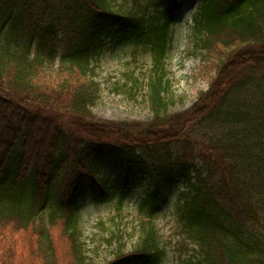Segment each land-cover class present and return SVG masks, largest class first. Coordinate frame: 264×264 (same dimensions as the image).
<instances>
[{
    "label": "trees",
    "instance_id": "1",
    "mask_svg": "<svg viewBox=\"0 0 264 264\" xmlns=\"http://www.w3.org/2000/svg\"><path fill=\"white\" fill-rule=\"evenodd\" d=\"M153 1L0 0V264H97L81 241L84 193L123 200L137 180L138 241L107 264H161L154 219L177 177L182 264H264V0H201L192 31L209 87L179 113L166 60L188 0ZM107 41L149 48V122L93 115Z\"/></svg>",
    "mask_w": 264,
    "mask_h": 264
},
{
    "label": "rangeland",
    "instance_id": "2",
    "mask_svg": "<svg viewBox=\"0 0 264 264\" xmlns=\"http://www.w3.org/2000/svg\"><path fill=\"white\" fill-rule=\"evenodd\" d=\"M118 4L128 8L134 6L135 0H117ZM147 5V0H138ZM168 0H154L153 7L163 9ZM201 0H188L175 16L172 28L173 43L166 60L168 79L175 99L171 113H179L189 109L198 99L200 92L208 90L209 82L199 78L203 65V52L197 49L193 37V20ZM106 42L102 57L98 63L94 80L101 86V96L95 107L91 108L98 120L110 122H142L152 118L149 104L145 98V85L153 76L152 54L143 44H113ZM57 66H49L47 74L53 75ZM134 75L139 84L144 86L137 92L133 80ZM127 84L126 87L124 85ZM133 89V90H132ZM105 172L115 179L119 165L115 158H104ZM169 192V202L157 213L154 219L160 238V246L164 250L161 264H182L177 251L180 237L176 227L175 206L179 191L183 190L182 180ZM146 182L137 180L121 200L119 193L107 201L96 202L100 194H92L88 188L84 193L81 209V241L86 244L88 256L97 264H107L115 257V253L123 250L131 252L138 241L140 226L145 219L140 205L146 195Z\"/></svg>",
    "mask_w": 264,
    "mask_h": 264
}]
</instances>
